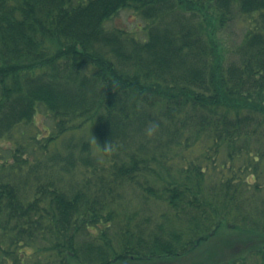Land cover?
<instances>
[{
	"label": "trees",
	"instance_id": "trees-1",
	"mask_svg": "<svg viewBox=\"0 0 264 264\" xmlns=\"http://www.w3.org/2000/svg\"><path fill=\"white\" fill-rule=\"evenodd\" d=\"M128 8L165 17L143 41L84 45L73 60L90 68L70 81L58 38ZM236 13L255 25L223 60L214 27ZM0 61V138L38 105L52 118L0 148V264L148 263L209 242L215 264L264 261V0H0Z\"/></svg>",
	"mask_w": 264,
	"mask_h": 264
},
{
	"label": "rangeland",
	"instance_id": "rangeland-1",
	"mask_svg": "<svg viewBox=\"0 0 264 264\" xmlns=\"http://www.w3.org/2000/svg\"><path fill=\"white\" fill-rule=\"evenodd\" d=\"M147 20L143 19L135 9L128 8L122 11L117 17H115L111 22L110 26L116 28H123L125 31L132 32L133 35L139 40H145L147 38ZM254 16L253 15H241L236 13L233 20L228 22L224 27H214L215 34L212 38L217 42L220 48V55L223 60H231L234 58L233 50L236 46L242 42L245 37L246 32L254 26ZM210 32V31H209ZM52 127V118L49 112L44 107H38L36 114L30 124H25L17 127L10 135H6L0 138V148H8L13 142L19 141L20 138L25 139L27 136H34L39 132L45 133L49 128ZM88 136L90 137L92 132L88 129ZM27 135V136H26ZM22 142V140H21ZM117 209H121L118 207ZM131 209L127 210L125 213L130 212ZM121 217L124 216V212H118ZM225 230L221 231L220 234H227ZM232 233V232H231ZM220 237V236H219ZM222 237V236H221ZM37 246H45L38 244ZM216 244L207 243L204 245L203 249H207L206 252L203 250L196 252L188 257L180 258H166L156 262L148 263H119V264H215V259L213 255L209 254L211 249ZM241 264H264V261L257 256H251V258Z\"/></svg>",
	"mask_w": 264,
	"mask_h": 264
},
{
	"label": "bare ground",
	"instance_id": "bare-ground-1",
	"mask_svg": "<svg viewBox=\"0 0 264 264\" xmlns=\"http://www.w3.org/2000/svg\"><path fill=\"white\" fill-rule=\"evenodd\" d=\"M53 5H54V2L52 1L49 4H47V6L44 9H46V10L50 9L51 10V7ZM56 6L59 7V5H57V4H56ZM159 10H161V11L147 9V12H149L150 14L157 15L159 17H165V13L162 12V10L164 11V9H159ZM122 11H124V10L119 11L117 14H115L110 19L105 17L103 20L104 24H101V25L95 24L91 28H89L88 30L77 29V30H74L73 32H70L65 37L63 35V38H58L59 41L57 43L62 48L63 52L64 53L66 52V58H65L66 64H65L63 70H64V72H67L68 78L70 81H76L79 79L81 80V78H84L83 70H89V68H90V67H87L90 64V62L87 61L86 59L78 61V62H75V59L73 60V58H75V57H77V58L83 57L84 58V57L90 55L91 51H89L85 46H87L89 48H96V47L102 46L105 43V41L108 40V37L104 36V33L106 34L107 31L112 30L114 33H117L118 30L125 31L121 27L116 28V27L110 26V22L115 17H117ZM169 12H174V14H176V17L173 20H171V24L174 26V28L176 27L178 29L177 32L171 31V33L172 34L175 33L173 35H176V34L179 35V34H181V32L183 30L182 27H183L184 20H185V17H184L185 14H184L183 10H181L177 6L172 8V10H169ZM172 15L170 18L173 17ZM71 16H73L72 13L68 14L67 17L71 19L72 18ZM103 16L104 15H102L101 18ZM159 17H149L148 18L147 24H148L149 29H152V30L156 29V26L159 22L158 21ZM38 21L41 23L42 26L46 24V22L43 18H41ZM20 36H21V32L18 31L17 35L14 33L11 34L10 40H15V39L19 38ZM78 45L79 46L83 45V46H80L82 49L81 53H76V52H74V50H72L75 46H78ZM1 64H2V61H0V65ZM117 70H119V68H117ZM120 70H121V67H120ZM3 74H4V71L0 70V76L1 77ZM1 77H0V79H1ZM38 107H44V106L38 105L37 110H38ZM37 110H36V112H37Z\"/></svg>",
	"mask_w": 264,
	"mask_h": 264
},
{
	"label": "clouds",
	"instance_id": "clouds-1",
	"mask_svg": "<svg viewBox=\"0 0 264 264\" xmlns=\"http://www.w3.org/2000/svg\"><path fill=\"white\" fill-rule=\"evenodd\" d=\"M159 123L155 120L149 121L144 129V134L146 137L152 138L154 137L158 131H159ZM92 142L96 144L98 149L101 151V153L105 155H111L113 152L116 151V146L112 143V141L109 139L107 140L103 145H99L97 142V139L92 135Z\"/></svg>",
	"mask_w": 264,
	"mask_h": 264
}]
</instances>
